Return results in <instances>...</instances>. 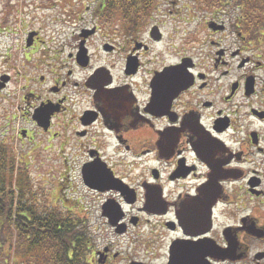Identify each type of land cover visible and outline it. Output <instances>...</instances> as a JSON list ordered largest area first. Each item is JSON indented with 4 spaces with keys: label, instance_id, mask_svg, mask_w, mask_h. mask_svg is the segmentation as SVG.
Instances as JSON below:
<instances>
[{
    "label": "flooded vegetation",
    "instance_id": "flooded-vegetation-1",
    "mask_svg": "<svg viewBox=\"0 0 264 264\" xmlns=\"http://www.w3.org/2000/svg\"><path fill=\"white\" fill-rule=\"evenodd\" d=\"M107 1L21 76L18 138L99 227L86 264H264V7Z\"/></svg>",
    "mask_w": 264,
    "mask_h": 264
},
{
    "label": "rangeland",
    "instance_id": "rangeland-1",
    "mask_svg": "<svg viewBox=\"0 0 264 264\" xmlns=\"http://www.w3.org/2000/svg\"><path fill=\"white\" fill-rule=\"evenodd\" d=\"M78 1L0 0V76L7 74L11 77L7 85L0 89V137H4L5 142L12 145L17 157L21 155L28 164L27 169L38 200L50 208H71L90 228L91 234L95 235L99 233V227L93 225V216L89 220L86 211L80 207H72L74 201L63 199V196L71 198L72 195L66 188H60L57 164L53 160L48 144L40 142V138L36 136L33 142L18 138V131L23 125L21 76H24V73L29 76L35 74L32 72L31 62L26 59L40 58L44 51L42 47L52 51L51 46L69 38V33L78 20L77 17L88 18L85 17L88 14H84L83 9L77 10L72 7ZM181 4H187L189 7L194 5L184 1H181ZM86 5H90V0H87ZM33 31L39 32L42 41H37L33 47L27 49L26 39ZM93 239L98 240L96 236ZM5 249L7 253L4 252ZM11 255L7 245H4L3 251H0V264H15ZM26 260L19 264L34 262L32 259Z\"/></svg>",
    "mask_w": 264,
    "mask_h": 264
},
{
    "label": "trees",
    "instance_id": "trees-1",
    "mask_svg": "<svg viewBox=\"0 0 264 264\" xmlns=\"http://www.w3.org/2000/svg\"><path fill=\"white\" fill-rule=\"evenodd\" d=\"M249 1L251 11L264 7V0ZM136 2L107 4L112 11H128ZM27 168L24 158L0 137V251L7 245L15 264L26 259L34 260L31 264H86L89 228L73 210L40 202Z\"/></svg>",
    "mask_w": 264,
    "mask_h": 264
},
{
    "label": "water",
    "instance_id": "water-1",
    "mask_svg": "<svg viewBox=\"0 0 264 264\" xmlns=\"http://www.w3.org/2000/svg\"><path fill=\"white\" fill-rule=\"evenodd\" d=\"M32 36H33V33H30L28 38H27V41H26L27 46H29L31 44L30 39ZM8 79H9L8 75L0 76V89L5 86V83L7 82ZM40 124H42V123L40 122Z\"/></svg>",
    "mask_w": 264,
    "mask_h": 264
}]
</instances>
